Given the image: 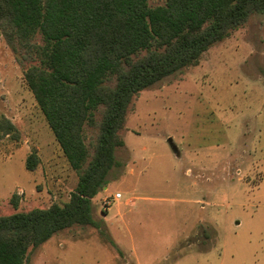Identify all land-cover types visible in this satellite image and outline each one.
I'll list each match as a JSON object with an SVG mask.
<instances>
[{
  "label": "rangeland",
  "instance_id": "obj_1",
  "mask_svg": "<svg viewBox=\"0 0 264 264\" xmlns=\"http://www.w3.org/2000/svg\"><path fill=\"white\" fill-rule=\"evenodd\" d=\"M0 115L19 130L0 136V215L68 201L78 173L1 33ZM122 137L95 224L60 231L26 264H264V14L142 90Z\"/></svg>",
  "mask_w": 264,
  "mask_h": 264
},
{
  "label": "trees",
  "instance_id": "obj_2",
  "mask_svg": "<svg viewBox=\"0 0 264 264\" xmlns=\"http://www.w3.org/2000/svg\"><path fill=\"white\" fill-rule=\"evenodd\" d=\"M255 13L264 14V0H0V33L78 173L68 201L0 215V264H26L60 231L94 225L92 199L119 163L134 98L197 65ZM12 134L19 130L0 115V136ZM36 152L29 170L38 166Z\"/></svg>",
  "mask_w": 264,
  "mask_h": 264
},
{
  "label": "built area",
  "instance_id": "obj_3",
  "mask_svg": "<svg viewBox=\"0 0 264 264\" xmlns=\"http://www.w3.org/2000/svg\"><path fill=\"white\" fill-rule=\"evenodd\" d=\"M121 197H122L121 193H120V192H117V193L112 197V199H113V200H116V199H119V198H121ZM107 203L110 204V203H111V200H107Z\"/></svg>",
  "mask_w": 264,
  "mask_h": 264
}]
</instances>
